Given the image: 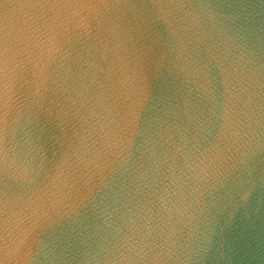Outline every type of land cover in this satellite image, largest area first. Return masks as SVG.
Returning a JSON list of instances; mask_svg holds the SVG:
<instances>
[{
	"label": "clouds",
	"instance_id": "obj_1",
	"mask_svg": "<svg viewBox=\"0 0 264 264\" xmlns=\"http://www.w3.org/2000/svg\"><path fill=\"white\" fill-rule=\"evenodd\" d=\"M0 264H264V0H0Z\"/></svg>",
	"mask_w": 264,
	"mask_h": 264
}]
</instances>
